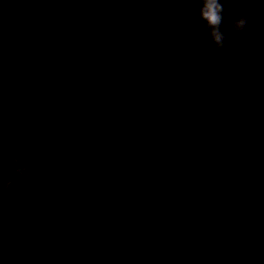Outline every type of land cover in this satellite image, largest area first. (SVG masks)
<instances>
[{
    "label": "water",
    "instance_id": "obj_1",
    "mask_svg": "<svg viewBox=\"0 0 264 264\" xmlns=\"http://www.w3.org/2000/svg\"><path fill=\"white\" fill-rule=\"evenodd\" d=\"M223 2L213 54L199 0H0V264H264V3Z\"/></svg>",
    "mask_w": 264,
    "mask_h": 264
},
{
    "label": "clouds",
    "instance_id": "obj_2",
    "mask_svg": "<svg viewBox=\"0 0 264 264\" xmlns=\"http://www.w3.org/2000/svg\"><path fill=\"white\" fill-rule=\"evenodd\" d=\"M264 3V0H261ZM199 17L204 22V27L207 30L208 36L213 41L216 50L225 48L228 35L233 33L235 38L241 44L250 43L253 39V29L249 22L246 9H239L233 14L231 23L227 26V31L222 25L225 21L224 2L223 0H199ZM37 139L33 138L31 143H37ZM183 137L177 136L173 141V147L182 146ZM38 158L42 153H37ZM3 163L10 167L14 176L20 179H0V195L7 194L14 189L17 190L15 195L20 200L21 210L32 209L35 206V200L24 198V193L28 189H37L40 180V171L37 164H29L22 158L19 152H10ZM170 167L173 171H177V166L174 161L170 162Z\"/></svg>",
    "mask_w": 264,
    "mask_h": 264
}]
</instances>
